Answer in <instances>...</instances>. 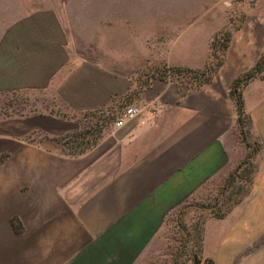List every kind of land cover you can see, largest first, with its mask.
<instances>
[{
  "label": "crops",
  "instance_id": "obj_1",
  "mask_svg": "<svg viewBox=\"0 0 264 264\" xmlns=\"http://www.w3.org/2000/svg\"><path fill=\"white\" fill-rule=\"evenodd\" d=\"M99 54L73 45L48 10L0 30L1 105L28 92L38 105L0 107V264H142L172 211L239 163L229 87L258 56L229 57L219 89L183 91ZM242 95L264 138V79ZM132 105L139 114L116 126ZM89 113L113 117L93 144L70 152L64 135Z\"/></svg>",
  "mask_w": 264,
  "mask_h": 264
},
{
  "label": "rangeland",
  "instance_id": "obj_2",
  "mask_svg": "<svg viewBox=\"0 0 264 264\" xmlns=\"http://www.w3.org/2000/svg\"><path fill=\"white\" fill-rule=\"evenodd\" d=\"M44 10L63 22L73 45L97 49L95 58L132 64L146 81L172 80L185 90L219 89L231 72L229 57L237 62L247 53L258 60L264 53V0H0V30ZM29 97L19 93L0 107L37 108ZM111 115H84L64 135L67 149L93 144ZM241 127L255 144L245 145L237 125L233 155L250 161L234 175L231 169L208 180L173 210L142 264H264V138L252 122L243 119Z\"/></svg>",
  "mask_w": 264,
  "mask_h": 264
},
{
  "label": "trees",
  "instance_id": "obj_3",
  "mask_svg": "<svg viewBox=\"0 0 264 264\" xmlns=\"http://www.w3.org/2000/svg\"><path fill=\"white\" fill-rule=\"evenodd\" d=\"M197 71V70H196ZM261 78L264 79V53L259 57V59L255 62V64L248 69L246 72H244L243 74L239 75L238 77H236L230 84L229 87V97L232 100V102L235 105V109H236V114H237V118H236V122L238 125V130H239V134H240V138L241 140L245 143L246 146L250 147L251 144H255L253 142H250L246 139L247 134L249 132V129H243L242 126V120L245 119L247 121V125H251V118L249 116V114H247L245 107H244V100H243V89L244 87L253 79L255 78ZM210 80V78L207 76L205 79H203V82H208ZM183 91H186L185 89H183ZM112 119V117L110 118V120ZM64 144L67 145V142L64 141ZM257 148V147H256ZM250 157H246L243 158L237 165L236 168H234V171L231 174H235L236 170L239 169L242 164H244L249 160Z\"/></svg>",
  "mask_w": 264,
  "mask_h": 264
},
{
  "label": "built area",
  "instance_id": "obj_4",
  "mask_svg": "<svg viewBox=\"0 0 264 264\" xmlns=\"http://www.w3.org/2000/svg\"><path fill=\"white\" fill-rule=\"evenodd\" d=\"M140 112V109L138 106H126L123 108L121 111L118 112L117 118L115 120V125L116 126H122L124 125L127 121H130L134 119Z\"/></svg>",
  "mask_w": 264,
  "mask_h": 264
}]
</instances>
